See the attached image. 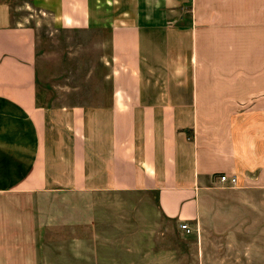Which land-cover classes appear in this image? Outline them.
Listing matches in <instances>:
<instances>
[{"label":"crops","instance_id":"1","mask_svg":"<svg viewBox=\"0 0 264 264\" xmlns=\"http://www.w3.org/2000/svg\"><path fill=\"white\" fill-rule=\"evenodd\" d=\"M31 3L107 27L109 91L45 102L33 28L0 9V264H52L35 198L105 190L152 193L163 217L241 249L222 260L264 264V0Z\"/></svg>","mask_w":264,"mask_h":264},{"label":"rangeland","instance_id":"2","mask_svg":"<svg viewBox=\"0 0 264 264\" xmlns=\"http://www.w3.org/2000/svg\"><path fill=\"white\" fill-rule=\"evenodd\" d=\"M6 8L9 24L33 28L36 83L45 102H102L96 97L109 91L107 27L54 24L31 0H0ZM182 13L187 17V6ZM33 202L49 209L44 235L52 264H247L243 254L240 261L222 260L241 249L214 232L185 233L158 213L154 195L144 190L58 191Z\"/></svg>","mask_w":264,"mask_h":264},{"label":"built area","instance_id":"3","mask_svg":"<svg viewBox=\"0 0 264 264\" xmlns=\"http://www.w3.org/2000/svg\"><path fill=\"white\" fill-rule=\"evenodd\" d=\"M219 179L227 181L229 185H233L235 183V177L233 175L226 176L225 174H220ZM178 226L185 233H190L191 231L197 230V228L190 227L185 221H180Z\"/></svg>","mask_w":264,"mask_h":264}]
</instances>
